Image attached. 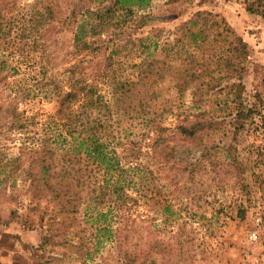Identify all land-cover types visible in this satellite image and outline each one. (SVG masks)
Listing matches in <instances>:
<instances>
[{
    "label": "rangeland",
    "instance_id": "374dc122",
    "mask_svg": "<svg viewBox=\"0 0 264 264\" xmlns=\"http://www.w3.org/2000/svg\"><path fill=\"white\" fill-rule=\"evenodd\" d=\"M36 1L16 0L15 11L28 15ZM51 1L64 11L88 3ZM114 3L103 2L111 9ZM132 9L136 18L145 16L147 24L134 28L135 20L130 25L121 22L119 28L110 26L103 31L102 39L112 37L115 43L119 40L125 48H133L141 33H149L164 43L179 38L181 28L195 20L198 23L191 28L201 26L202 36L208 38L198 48L179 49L173 72L152 77L157 79L155 102L172 100L173 78L184 67L196 70L183 96L184 107L176 110L179 115H163L161 125L168 127L164 133L168 140L154 149L155 132H151L139 142L144 166L136 204L117 212L95 205L87 191L79 198L54 197L44 184L49 176L45 164L35 160L39 153L34 159L20 153L21 143L39 132V121L56 110V100L43 94L51 86L44 85V76L35 86L38 95L32 102L17 97L19 90L15 89L18 84L28 88L31 83L20 74L8 78L9 85H0V264H264V132L255 128L260 119L254 118L253 124L247 119L237 134L228 123L230 117L212 128L206 122L227 114L217 110V102L223 105L228 85L237 77L246 104L257 100L264 107V0H147ZM120 12L117 8L113 19ZM53 27L40 31L36 40L42 61L48 53L52 58L46 75L65 90L66 70L80 60L90 67L101 59L104 49L95 54L74 53L72 27L60 23ZM239 39L246 50H240ZM132 50L123 51L130 63H139L141 59ZM153 52L151 58H163L164 54ZM199 69H205L203 74L199 75ZM208 82L221 89L206 87ZM200 83L203 86L192 94V87ZM105 87L100 85V93L108 98ZM200 103L207 110L203 116H197ZM13 106L35 115L22 133L9 129ZM144 115L153 117L152 109L146 108ZM187 123H197L193 134L175 129ZM124 127L132 133L131 140L147 130L139 125ZM165 144L177 157L163 158ZM81 173L91 185L95 172ZM31 178L36 186L31 187ZM253 231L255 240L250 239Z\"/></svg>",
    "mask_w": 264,
    "mask_h": 264
},
{
    "label": "trees",
    "instance_id": "16d2710c",
    "mask_svg": "<svg viewBox=\"0 0 264 264\" xmlns=\"http://www.w3.org/2000/svg\"><path fill=\"white\" fill-rule=\"evenodd\" d=\"M104 1L106 0H87V4L64 11L56 8L51 0H37L33 10L26 15L15 11L16 0H0V85H9L8 78L22 75L21 79L31 85L24 88L18 84L15 89L19 93L16 96L33 102L38 95L35 86L46 76L47 82L44 85H50L51 89H46L43 94H50L56 100V110L39 121V132L21 143L20 153H29L33 159L39 153L35 160L45 164V171L49 176L44 184L54 197L79 198L82 192L87 191L95 205L113 207L118 212L123 207L130 208L132 204H136V195L140 194L139 178L144 166L140 156L144 155L139 142L151 132H155L152 142L154 149L159 143L168 140V136L164 135L168 127L162 126L161 120L164 113L179 115L176 110L184 107L183 96L190 87L196 70L191 72L184 67L182 74L173 78L169 87L172 100L162 99L155 102L154 83L157 79L152 77L163 78L165 73L173 72V64L179 59V49L198 48L208 38L202 36L201 26L191 28L198 23L195 20L181 28L183 34L179 38L161 43L158 35L141 33L133 48H125L119 40L115 43L112 37L108 40L102 39V32L110 26L119 28L118 23L121 22H128L130 25V21L135 20L131 23L134 28L146 25L148 20L145 16L136 18L132 7H141L147 0H114V9L104 5ZM117 8L121 12L117 19H113ZM129 15V19L125 18ZM54 23L72 27L74 53L87 51L95 54L104 49L101 59L96 60L90 67L80 60L66 70L68 83L65 90H62L58 81L46 75L52 58H48V53L44 57L45 61H42L43 56L36 40V35H41L40 31L54 28ZM112 34H115L114 31ZM238 46L241 51L247 48L241 39ZM125 49L134 51L141 59L139 63H130L123 51ZM154 50L164 54L163 58H151L155 55ZM157 62L161 65H156ZM199 70V75L205 71ZM217 73L220 74L219 69ZM100 85L106 86L108 98L100 93ZM201 86L203 83L194 85L192 94ZM228 86V98L223 105L217 102V110L221 109L227 114L210 117L206 120L207 126L212 128L230 117L228 123L237 134L246 127L247 119L253 124L254 118L258 117L261 123L255 125V128L264 132L262 104H258L257 100L246 104L241 95L244 87L238 77ZM206 87L221 89L220 85H212L210 82L206 83ZM146 108L152 109L153 117L144 115ZM196 108H199L197 116H203L207 112L201 103ZM9 111L13 119L9 129L18 133L26 131L30 126V119L35 116L26 115L25 110H17L15 106ZM126 124L146 126L147 130L140 132L137 140H131L129 136L132 133L125 129ZM195 125L177 124L175 129L180 134L188 135L194 133ZM162 152L167 161L171 157H177V153L169 145L165 144ZM262 155L264 156V151ZM20 156L16 158L20 159ZM76 164H79L77 168ZM87 169L95 172L91 185V181H85L81 173ZM149 170L152 174L153 170ZM30 185L36 186L32 178Z\"/></svg>",
    "mask_w": 264,
    "mask_h": 264
},
{
    "label": "built area",
    "instance_id": "2783aa9c",
    "mask_svg": "<svg viewBox=\"0 0 264 264\" xmlns=\"http://www.w3.org/2000/svg\"><path fill=\"white\" fill-rule=\"evenodd\" d=\"M257 238V235H256V232H251L250 233V239H252V240H255Z\"/></svg>",
    "mask_w": 264,
    "mask_h": 264
}]
</instances>
